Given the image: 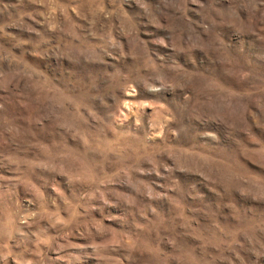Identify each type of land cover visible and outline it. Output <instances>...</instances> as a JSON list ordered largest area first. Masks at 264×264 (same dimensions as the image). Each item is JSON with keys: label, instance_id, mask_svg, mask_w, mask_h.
<instances>
[{"label": "rangeland", "instance_id": "rangeland-1", "mask_svg": "<svg viewBox=\"0 0 264 264\" xmlns=\"http://www.w3.org/2000/svg\"><path fill=\"white\" fill-rule=\"evenodd\" d=\"M0 264H264V0H0Z\"/></svg>", "mask_w": 264, "mask_h": 264}]
</instances>
